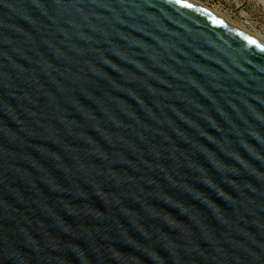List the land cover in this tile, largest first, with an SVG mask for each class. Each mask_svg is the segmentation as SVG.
<instances>
[{
	"label": "water",
	"instance_id": "water-1",
	"mask_svg": "<svg viewBox=\"0 0 264 264\" xmlns=\"http://www.w3.org/2000/svg\"><path fill=\"white\" fill-rule=\"evenodd\" d=\"M184 3L0 0V264H264V42Z\"/></svg>",
	"mask_w": 264,
	"mask_h": 264
},
{
	"label": "rangeland",
	"instance_id": "rangeland-1",
	"mask_svg": "<svg viewBox=\"0 0 264 264\" xmlns=\"http://www.w3.org/2000/svg\"><path fill=\"white\" fill-rule=\"evenodd\" d=\"M264 38V0H197Z\"/></svg>",
	"mask_w": 264,
	"mask_h": 264
},
{
	"label": "bare ground",
	"instance_id": "bare-ground-1",
	"mask_svg": "<svg viewBox=\"0 0 264 264\" xmlns=\"http://www.w3.org/2000/svg\"><path fill=\"white\" fill-rule=\"evenodd\" d=\"M192 1L195 2L196 4H199L200 6H202V7H204V8H206L208 11L212 12L213 14L218 15L220 18H222L223 20H225V21L228 22L229 24H231V25H233V26H235V27H237V28H239V29H241V30H243V31H246L247 33H249V34H251V35H254L255 37H257L258 39H260L261 41L264 42V38H263V37H261L260 35H258V34H256V33L252 32V31H250V30H248L247 28H245V27H243V26H241V25H238V24H236V23L230 21L228 18H226L225 16H223V15H222L221 13H219L218 11H216V10H214V9H212V8H210V7L206 6V5H204V4H202L201 2H199V1H197V0H192Z\"/></svg>",
	"mask_w": 264,
	"mask_h": 264
},
{
	"label": "snow or ice",
	"instance_id": "snow-or-ice-1",
	"mask_svg": "<svg viewBox=\"0 0 264 264\" xmlns=\"http://www.w3.org/2000/svg\"><path fill=\"white\" fill-rule=\"evenodd\" d=\"M176 2L181 3V5L184 7H193L191 4L184 3V0H176ZM201 11H206V10L202 9ZM249 40L252 44H254V45L257 44V42L255 40H251V38H249ZM258 46H260L261 49L264 50V45H258Z\"/></svg>",
	"mask_w": 264,
	"mask_h": 264
}]
</instances>
